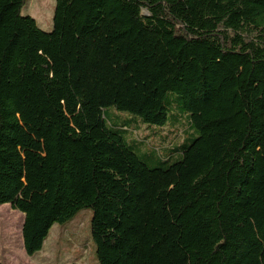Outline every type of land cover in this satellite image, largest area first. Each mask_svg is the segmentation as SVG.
<instances>
[{
	"label": "trees",
	"instance_id": "16d2710c",
	"mask_svg": "<svg viewBox=\"0 0 264 264\" xmlns=\"http://www.w3.org/2000/svg\"><path fill=\"white\" fill-rule=\"evenodd\" d=\"M25 2L0 0V205L26 255L89 208L98 264H264V0H55L50 31ZM109 107L196 136L149 166Z\"/></svg>",
	"mask_w": 264,
	"mask_h": 264
},
{
	"label": "rangeland",
	"instance_id": "374dc122",
	"mask_svg": "<svg viewBox=\"0 0 264 264\" xmlns=\"http://www.w3.org/2000/svg\"><path fill=\"white\" fill-rule=\"evenodd\" d=\"M54 6L55 0H26L21 13L33 17L42 30L50 31ZM179 113L175 109L164 126L141 123L137 131L138 124L130 122L129 113L112 107L105 109L109 125L112 123L128 127L127 132L134 137L135 144L132 146L149 166L157 165L160 159L167 156L171 161L178 159L179 153L170 155V149L180 150L196 136ZM91 216V209L84 208L65 223H54L42 249L28 256L24 252L21 238L23 214L7 203L1 204L0 258H3L5 264H98L90 236Z\"/></svg>",
	"mask_w": 264,
	"mask_h": 264
},
{
	"label": "crops",
	"instance_id": "0c3cea01",
	"mask_svg": "<svg viewBox=\"0 0 264 264\" xmlns=\"http://www.w3.org/2000/svg\"><path fill=\"white\" fill-rule=\"evenodd\" d=\"M23 222V221H22ZM21 227H22V225H21ZM22 238V237H21ZM22 244H23V242H22ZM24 249V248H23ZM25 252V251H24ZM0 261L2 262V263H4V261H3V258H0ZM5 264V263H4Z\"/></svg>",
	"mask_w": 264,
	"mask_h": 264
}]
</instances>
